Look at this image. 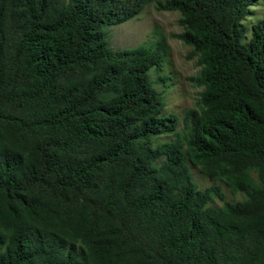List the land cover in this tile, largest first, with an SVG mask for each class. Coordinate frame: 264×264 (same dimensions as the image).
Listing matches in <instances>:
<instances>
[{
    "label": "trees",
    "instance_id": "trees-1",
    "mask_svg": "<svg viewBox=\"0 0 264 264\" xmlns=\"http://www.w3.org/2000/svg\"><path fill=\"white\" fill-rule=\"evenodd\" d=\"M256 1L159 4L201 67L179 132L148 75L159 49L107 43L150 0H0V264H264ZM188 163L245 199L198 190Z\"/></svg>",
    "mask_w": 264,
    "mask_h": 264
},
{
    "label": "rangeland",
    "instance_id": "rangeland-1",
    "mask_svg": "<svg viewBox=\"0 0 264 264\" xmlns=\"http://www.w3.org/2000/svg\"><path fill=\"white\" fill-rule=\"evenodd\" d=\"M165 1L167 0H150L134 17L107 27V43L114 51L140 46L159 49L162 54L160 66L148 71L149 79L153 87L162 94L165 103L163 114L172 113L177 117L176 130L180 132L186 111L196 109L199 105L203 88L196 83L195 79L201 67L197 58L191 56V48L180 39L183 30L178 24V12L160 7L159 4ZM248 10V17L242 22L247 31L254 22L264 16V1L258 0L252 3ZM249 35L250 32L246 34L245 39H248ZM169 139L170 137H165L159 141ZM188 166L198 190L217 185L225 201L235 203L245 199L242 193H232L223 182L210 181L199 172L197 167L190 163ZM252 179L256 183L254 175ZM221 205L218 199L213 198L207 206L218 210Z\"/></svg>",
    "mask_w": 264,
    "mask_h": 264
}]
</instances>
